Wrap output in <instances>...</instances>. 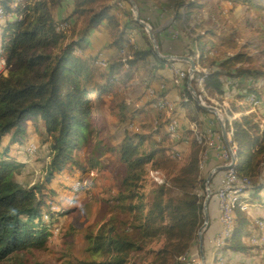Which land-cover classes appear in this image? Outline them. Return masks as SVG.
Listing matches in <instances>:
<instances>
[{
    "label": "trees",
    "instance_id": "trees-1",
    "mask_svg": "<svg viewBox=\"0 0 264 264\" xmlns=\"http://www.w3.org/2000/svg\"><path fill=\"white\" fill-rule=\"evenodd\" d=\"M64 1L0 0V48L7 70L6 76L0 74V264H25L22 255L44 249L58 219L73 208L56 203L49 188L54 177L71 170L83 175L107 153L114 154L123 167L120 188L108 219L85 236L86 250L94 259L75 264H184L181 260L197 241L203 223L204 180L200 178L199 162L204 146L192 139L181 165L161 169L171 165L162 160L170 151L164 139L155 141L153 132H126L118 144L108 145L101 115L103 97L115 84L132 81V65H149L155 74L166 61L154 53L148 40L143 46L128 41L129 32L138 29L129 10L122 13L127 18L122 22L112 13L113 4L70 0L68 17L56 19L54 9ZM133 1L140 19L152 29L156 30L163 19L173 18L163 29V37L155 34L159 51L166 53L162 48L164 36L185 37L182 39L192 46V53L198 52V65L207 70L206 89L229 102L230 115L240 113L231 121L235 170L237 177L247 179L249 185L247 197H239L233 208V228L223 249L246 255L264 249V245L249 243L250 236L259 232L256 221H264V215L254 216L239 206L254 202L264 207V130L256 113L245 114L252 108L251 99L264 94V70L254 65L258 57L264 58V46L255 44L262 43L260 37L251 36L240 44L234 29L223 36L218 29V0ZM227 1L264 13L263 0ZM102 22L110 46L118 52L125 46L130 50L127 62L115 56L100 68L95 64L96 57L74 55ZM61 23H68V28L58 30ZM218 49L226 50L221 59L214 53ZM182 93L190 99L186 89ZM30 118L33 126L40 120L50 139V160L41 183L23 186L14 178L21 165L12 158L11 150L29 138ZM225 126L228 129L227 121ZM84 145L92 148L82 164L75 154ZM161 170L166 173L157 183L148 173ZM49 202H55L58 209L51 210Z\"/></svg>",
    "mask_w": 264,
    "mask_h": 264
},
{
    "label": "rangeland",
    "instance_id": "rangeland-1",
    "mask_svg": "<svg viewBox=\"0 0 264 264\" xmlns=\"http://www.w3.org/2000/svg\"><path fill=\"white\" fill-rule=\"evenodd\" d=\"M210 1L214 2L216 0ZM218 1L221 6V15L217 17L219 20L218 29L223 36L229 35L231 30L234 29L240 37V44H243L247 39L251 38V36H255L260 37L259 41H262V43L256 42L255 44L264 46V13H261L256 9H248L242 4L233 6L227 0ZM99 4H113L114 11H112V13H115L118 16L124 11L129 10L130 16L134 20L135 15L130 4L126 0H99L96 5ZM68 15L69 12L63 9L62 12L58 14V19H64L68 17ZM70 22L74 23L75 18H70ZM137 25L138 29L136 31L138 32L140 46L145 45L146 40L150 43L144 28L138 23ZM258 29H262L263 31L260 32ZM182 38L184 39L185 37L180 38L176 34L169 39L164 36L162 48L166 54H162L159 49L158 53L161 56H186L193 59L198 52L195 50L192 53V46L189 47V43L185 42ZM128 41L133 43L130 41L129 37ZM213 41L214 43L216 42L215 40ZM109 42V36H96L92 38L87 49H84L83 51V49L77 48L74 55L82 58L96 57L97 60L95 61V64L100 68H105L107 66V60L111 59L116 51L115 48L110 46ZM224 51L226 50L218 49L214 51V53L216 57L221 59L223 58ZM244 51H247V49ZM129 52L130 50L125 46V50L123 52H116L117 55L115 56L122 58L127 62L130 58L128 56L130 54ZM100 59L106 61L105 67L98 65L97 62ZM173 62L174 61L172 60L166 61L164 68L166 65L169 67ZM180 63H184V66L180 67L185 70L188 66L187 62L181 61L176 64ZM254 65L255 67H260L264 70V58L258 57ZM132 71V81L126 84H115L112 92L103 97L104 104L102 106L101 115L105 122L106 132L104 133H106L107 137L106 142L108 145H116L120 142L126 132H142L145 134L153 132L152 138L155 141L164 139V144L170 146V151L162 160L171 165H168L167 168L162 166L161 169H172V165L179 166L184 160V154H182L183 157L180 160L172 157V154L176 151L173 148L177 144L179 145L180 139L177 140L170 138L166 131L169 117L172 115L182 121L179 119L181 116L179 112L184 105H186V110L188 111L186 112V114L189 115L188 120L195 121L196 123H198V119L194 113L199 115L203 114L215 122L217 121V118H220L225 122L227 116L230 115L229 102L224 98L219 100L217 96L209 92L208 89L207 98H204L203 101L205 102V106L215 108L216 114L208 111H203L204 113L199 111L197 109L199 107H197L189 93L190 99H188L185 93L183 96L184 98L182 97V91L187 87V79H179L173 72H169V78H166L165 76L163 77V75L159 76L157 73L158 70L155 74L152 73L151 66H142L141 63L132 65ZM176 81L177 83H175ZM160 82L161 84L159 86ZM191 86L194 87L192 82ZM147 88L153 89L155 91V96H166L172 103H174L175 112L168 114L165 112L161 113L150 110L149 102L151 98L147 96L146 91V95L143 93V90H146ZM173 95H175V97H173ZM95 99L96 96L91 97L92 101ZM258 116L261 117V114L259 113ZM96 119L100 118L96 117ZM29 121L31 123V118ZM99 121L101 122V119ZM30 123H28V127ZM178 123V135H184L185 132L180 128L182 122ZM38 124L42 126V123L39 120ZM42 129L43 132H34L33 138L31 137L29 140L27 139L22 144L18 145V155H15L13 152L11 153L12 158L21 165L14 173V178L23 186L37 185L43 181L45 169L50 160V139L44 132L43 126ZM198 129H200V127H198ZM31 148L33 149L32 152H30ZM91 148L92 146L90 145H84L76 152L75 156L78 162L82 164L86 163ZM21 161L24 162L21 163ZM92 169L88 170V172L83 175L79 173V171L71 170L68 173L58 174L54 177L49 188L54 193L53 198L56 203L60 202L61 204H66L73 208L68 214L58 219L56 226L51 229L44 249L33 250L30 251V253L22 255L21 258L24 259L25 264H75V262L79 260L89 261L94 259L86 250L87 242L85 236L90 232H95L97 228L108 219L112 205L114 204L113 198L116 196V193L120 188L123 167L116 161L114 154L107 153L105 157L100 159L99 164ZM147 169L150 168L148 167ZM165 173L166 170H161L160 173H157L158 178L162 179V177L165 176ZM207 176L208 175L206 174L201 177V179L204 180L202 189L204 195L203 200L206 195L205 180ZM81 177L88 179V185L85 190L81 191V193L73 194L71 191L72 182ZM151 185V182L148 181V190H150ZM261 195H264V192H262ZM47 199L48 198H46L45 201H47ZM69 202H71L70 205ZM49 203L51 204V207H55L56 210L58 209L55 202ZM254 209H256L253 213L254 216L260 215V213L264 215L263 208L257 207ZM207 225L204 226L202 234L207 228ZM263 235L264 229H259V232H254L252 236H250L249 243L261 247L262 244L260 243L262 242H259L258 239L260 240ZM253 238H255L254 242H252ZM260 251L253 250L248 254V257H244L245 260L251 259V264H264V254L260 253ZM181 262L184 264H200L198 239L191 247L186 259H182Z\"/></svg>",
    "mask_w": 264,
    "mask_h": 264
},
{
    "label": "built area",
    "instance_id": "built-area-1",
    "mask_svg": "<svg viewBox=\"0 0 264 264\" xmlns=\"http://www.w3.org/2000/svg\"><path fill=\"white\" fill-rule=\"evenodd\" d=\"M1 13H2V10L0 9V14ZM68 26H69L68 23H61L58 25L57 29L65 30L68 28ZM123 51L124 49L120 50V52H123ZM198 59H199L198 54H196L194 58L192 59L195 62L194 72H190L188 63H187L188 64L187 68L183 70L179 64H176L177 62L178 63L181 62L178 60H172L174 62L171 63L169 67L168 65H166L165 68H167V70L170 73L173 72L175 76H177L179 79H190L191 82L194 79V87H192V89L195 94L196 101L198 104L205 106V102L203 101V99L207 98V89L204 84L207 70L204 68H201L198 65ZM97 63L101 67L106 66V61L102 59L98 60ZM0 74L4 76L7 75V70L5 68V62L1 55V48H0ZM175 83H177V81ZM145 91H146L147 96L151 98L149 102L150 110L154 112H161V113L165 112L168 114L169 113L172 114V112H175L174 103H172L166 96H155V91L151 88H147ZM186 91L189 93L187 87H186ZM251 103H252L253 109L259 106L264 107V94L260 99H251ZM248 112L249 111H246L245 114H247ZM239 114L240 113H232L231 115L227 116L226 121L229 126L228 129H226V126H225L226 121L223 122L224 129L226 132L225 139L222 137V134H221L220 121H222V119L220 118H217L216 122L210 119L208 122V126L206 128H202L201 123H200L202 120L200 119H198L197 121L199 125L195 121H190V120L188 123L189 125L188 130L192 137L191 139L197 141L199 144H201L205 148V150L201 154V159L199 162L200 178L202 177V175H206L203 172L204 157L205 155H208L209 149H211L213 153V158L215 159L217 163L216 167L217 166L227 167L224 170H215L216 167L211 169L210 172L208 173V175L212 173L210 182L215 179L216 184L214 187L213 186L211 187L210 182L208 186L205 185V193L207 194V192L209 191L210 197L213 196L215 200V206H216V211H217V222L219 225V228L215 232V234L210 239H208L207 245L210 247L213 257L216 258L217 262H220V263L223 262V259L219 256V254L223 250L225 242L230 236L232 228H233V208L237 204L239 197L241 196L247 197V194L245 191L249 185V181L247 179L237 177L236 170H235L236 145L232 140L231 121L237 118ZM217 117H218V114H217ZM178 122H179L178 118L172 115L171 117H169V121L166 127L167 135L170 138L177 139V140L180 139V135H178V130H179ZM198 127H200V129H198ZM260 129L264 130V121L263 122L261 121ZM188 141L189 140L186 139V142ZM32 151L33 149L31 148L30 152ZM172 157L177 160H180L182 159L183 155L181 152L175 151L172 154ZM149 176L153 181L157 183L161 182V179L158 178L156 172L155 173L149 172ZM87 185H88V179L81 177L72 182L71 191L73 194L81 193V191L86 189ZM70 204L71 202H69V205ZM239 206H240V210L245 211V212H250L254 208H257V204L254 202H243ZM51 210L56 211L55 207H51ZM44 219L45 220L49 219L47 214L44 215ZM256 223L259 229H264V221L258 220L256 221ZM254 241H255V238L252 239V242ZM258 241L262 242L260 244L264 245V235L260 240L258 239ZM203 264H204V261H203ZM245 264H251V263H245Z\"/></svg>",
    "mask_w": 264,
    "mask_h": 264
},
{
    "label": "crops",
    "instance_id": "crops-1",
    "mask_svg": "<svg viewBox=\"0 0 264 264\" xmlns=\"http://www.w3.org/2000/svg\"><path fill=\"white\" fill-rule=\"evenodd\" d=\"M71 6H72V2L70 0H66L63 3H61L57 8L54 9L53 13H54L55 18L58 19V14L61 13L63 9H65L68 12H70L71 9H72ZM112 11H114V9ZM120 18H121L122 22H126L127 21V18L123 14H120ZM171 19H172V21H171ZM163 20L164 21L162 22V24L156 29V30H158L157 34L159 36H162V37H163V34H162L163 31L162 30L159 31V30L161 28H164V27L166 28L167 26H169L173 22V18L172 17H168V18L163 19ZM99 31H100V33H99ZM99 35L104 36V37H108V32H107L103 22L96 29H94L90 33V35L84 40V42H83V44H84L83 51H84V49H87L89 47V43L91 42L92 38H94L96 36H99ZM127 37H129L131 42H133L134 44L140 46L139 38H138L139 36H138V32L136 30H131ZM116 52H118L117 49L114 52L113 57H115V55H117ZM183 64L184 63H180L179 65L180 66H184ZM157 73L159 74V76L163 75V77L165 76L166 78L169 76V74H168L169 71L166 68H163L162 70H158ZM160 84H161V82L159 83V86H160ZM143 93L145 94V89L143 90ZM173 97H175V95H173ZM248 111L249 112H254L257 115H259V113H260L261 117H259V116L258 117L261 119L262 122L264 121L263 118H262L264 116V107L263 106H259V107L254 108V109L251 108ZM186 112H188V111L186 110V105H184V107H182L180 112H179L181 114L179 119L182 120V121L179 120V122H182L181 123L182 125H180V128L183 131H185V133H184V135L180 136L179 145L177 144L173 148L176 151H179V152H181L184 155L188 152L189 144H190V142L192 140L191 139L192 138L191 134H190V132L188 130V126H189L188 125V123H189L188 118H189V115H187ZM194 114H196L197 119L202 120L200 122L202 128H206L208 126V122H209V120L211 118H209V117H207V116H205L203 114H200V115L197 114V113H194ZM42 130H43L42 126L38 124V120L36 122V126H33L30 123L29 127H28V135H29L28 140L31 137L32 138L34 137V132L35 133L43 132ZM186 139H188L189 141L186 142ZM18 148H19L18 145H13L11 153L13 152L15 155H18L19 154ZM23 162L24 161H21V163H23ZM216 165H217V163H216L215 159L213 158V153H212L211 149H209L208 150V155H205V157H204V166H203L204 174L208 175L210 170L213 169L214 167H216ZM212 183H213V187H214L215 184H216L215 179L212 181ZM207 209H208V213H207L208 222H207V224H209V226L207 225V228L205 229V231L202 234V252H203L204 264H245V263H250L251 259L245 260V258H244L245 256L248 257V255L242 254V253H237V252H232V251H230L228 249H223L220 252V254H219V256L223 259L222 263L217 262V259L213 257L212 251H211L210 247L207 245V241H208V239H210L215 234V232L219 228V225H218V222H217V211H216L214 198L210 201L209 205L207 203ZM207 209H206V211H207ZM254 210H256V209L252 210L253 213H254ZM263 210H264V207H263ZM260 216H262L261 213H260ZM260 253L264 254V251H262V252L260 251Z\"/></svg>",
    "mask_w": 264,
    "mask_h": 264
},
{
    "label": "water",
    "instance_id": "water-1",
    "mask_svg": "<svg viewBox=\"0 0 264 264\" xmlns=\"http://www.w3.org/2000/svg\"><path fill=\"white\" fill-rule=\"evenodd\" d=\"M126 1L130 4V6L132 8V11H133V13L135 15L134 20L141 27H143L144 30H145V32L147 33L148 38L150 40V43L152 45V48H153L154 53L156 55H158L159 57L163 58L166 61H168V60L185 61V62H187L189 64V70H190V72H194V70H195V62L190 57H186V56H173V55L161 56L158 53V47H157V43H156V39H155V34L158 32V30L152 29L149 26L148 23H146L145 21H143L142 19H140L139 14H138V9H137L136 4L134 3L133 0H126ZM171 21H172V19H171ZM162 29L163 28H161L159 31H161ZM186 86H187V89H188V91H189L192 99L194 100L195 104L199 108H201L204 111H208V112H212V113H215L216 114V109L215 108L202 106V105H200V104L197 103L195 94H194L193 89H192V86H191V80L190 79H187ZM220 129H221L222 137L225 139L226 132H225V129H224L223 121H220ZM226 168H227L226 166H217L215 170H224ZM211 177H212V173H210L207 176L206 180H205V185L206 186H208ZM209 198H210V193L208 191L207 194H206V197H205V199L203 201V208H202L203 225L198 229V232H197V239H198V244H199V256H200L201 264H203L202 230H204V226H206L207 225V222H208V216H207L206 209H207V202H208Z\"/></svg>",
    "mask_w": 264,
    "mask_h": 264
}]
</instances>
